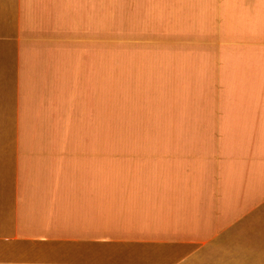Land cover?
<instances>
[{
  "label": "crops",
  "instance_id": "obj_1",
  "mask_svg": "<svg viewBox=\"0 0 264 264\" xmlns=\"http://www.w3.org/2000/svg\"><path fill=\"white\" fill-rule=\"evenodd\" d=\"M0 264H264V0H0Z\"/></svg>",
  "mask_w": 264,
  "mask_h": 264
}]
</instances>
